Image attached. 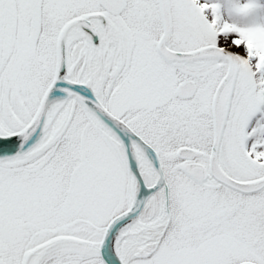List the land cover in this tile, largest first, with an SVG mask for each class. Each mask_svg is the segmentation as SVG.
<instances>
[{"label":"snow or ice","instance_id":"snow-or-ice-1","mask_svg":"<svg viewBox=\"0 0 264 264\" xmlns=\"http://www.w3.org/2000/svg\"><path fill=\"white\" fill-rule=\"evenodd\" d=\"M0 264H264V0H0Z\"/></svg>","mask_w":264,"mask_h":264}]
</instances>
